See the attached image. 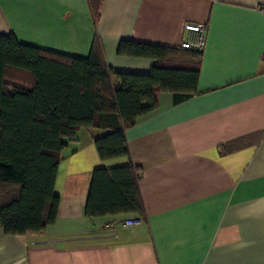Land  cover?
I'll list each match as a JSON object with an SVG mask.
<instances>
[{"label":"crops","instance_id":"1","mask_svg":"<svg viewBox=\"0 0 264 264\" xmlns=\"http://www.w3.org/2000/svg\"><path fill=\"white\" fill-rule=\"evenodd\" d=\"M261 8L264 0H0V35L21 45L78 58L95 47L116 73L149 75L157 63L119 54L122 43L199 65L193 95L158 91L156 109L126 130L128 158L102 160L95 141L109 132L80 130L60 154L55 222L22 236L0 228V264H264ZM188 24L207 27L197 60L181 48ZM128 166L142 211L87 215L94 173Z\"/></svg>","mask_w":264,"mask_h":264},{"label":"trees","instance_id":"2","mask_svg":"<svg viewBox=\"0 0 264 264\" xmlns=\"http://www.w3.org/2000/svg\"><path fill=\"white\" fill-rule=\"evenodd\" d=\"M182 50L196 60L203 54ZM171 53L122 43L119 54L157 61L149 75L125 74L108 68L95 47L78 58L0 35V228L6 235L41 233L55 222L60 154L80 130L109 132L95 141L102 160L128 158L125 132L156 109L158 91L181 99L194 94L199 65H170ZM133 174L132 166L97 170L86 214L140 213Z\"/></svg>","mask_w":264,"mask_h":264},{"label":"built area","instance_id":"3","mask_svg":"<svg viewBox=\"0 0 264 264\" xmlns=\"http://www.w3.org/2000/svg\"><path fill=\"white\" fill-rule=\"evenodd\" d=\"M261 14L264 17V8L260 9ZM185 30L189 33L190 38L184 41L181 48L188 51H194L203 53L206 47V30L207 27L204 24L191 25L188 24ZM262 63L264 64V54L262 55ZM142 224V220H130L125 222V227H138Z\"/></svg>","mask_w":264,"mask_h":264}]
</instances>
